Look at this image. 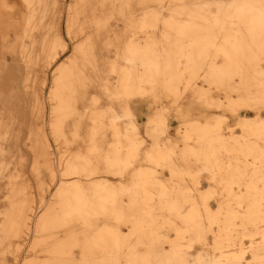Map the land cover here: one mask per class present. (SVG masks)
Masks as SVG:
<instances>
[{
  "label": "bare ground",
  "instance_id": "bare-ground-1",
  "mask_svg": "<svg viewBox=\"0 0 264 264\" xmlns=\"http://www.w3.org/2000/svg\"><path fill=\"white\" fill-rule=\"evenodd\" d=\"M0 53V264H264V0H0Z\"/></svg>",
  "mask_w": 264,
  "mask_h": 264
},
{
  "label": "rangeland",
  "instance_id": "rangeland-1",
  "mask_svg": "<svg viewBox=\"0 0 264 264\" xmlns=\"http://www.w3.org/2000/svg\"><path fill=\"white\" fill-rule=\"evenodd\" d=\"M66 3H68L70 0H65ZM59 36L61 37L62 40H64L67 43V48L65 51H61V48L58 47V55L55 59V61L48 67L50 70L51 68L54 66L55 63L60 62L61 60H65L67 56H69V53L71 52V49L73 47V45L76 43V41H78L80 39V36H76V34H72L71 36H68L66 34L65 31V24H64V19L62 18V22L59 24ZM38 34L37 30H35L33 32L34 37H36ZM8 39H12V35L8 37ZM25 42H28V38L24 39ZM8 41V40H7ZM37 47V45H36ZM114 46L112 45H108V46H104L99 48V53L104 54L108 59H113L115 57V51H114ZM7 53V52H6ZM3 54L5 53H0V61L1 58L3 56ZM19 65L21 70H24V65L22 64V62H20L19 60L15 62L14 67L13 68H17V65ZM1 65V64H0ZM1 67V66H0ZM260 67L262 69H264V60H262L260 62ZM7 68H11V62L7 65ZM5 69V67H4ZM116 76L115 75H110V81L111 82H115ZM47 83H46V89L48 90L49 88V79H50V75H47ZM198 84L202 85V88L206 89L208 86L205 82H203L202 80H198ZM45 89V88H44ZM46 90V91H47ZM211 94L213 95V97H219L221 99H223L224 96V92L223 90L219 89V88H213L211 89ZM19 96L23 99H25V103H24V108L19 107V99H17L16 97H9L7 100L2 99L3 95L0 94V108H3L4 106L9 107V111L12 114H17L19 109H24L23 112H28L27 108H28V100L27 99V95L26 93L23 91V93H21V95L19 94ZM230 96L233 98L236 96V93H230ZM42 99L44 100V96L42 94ZM20 103V102H19ZM149 104L151 107H149ZM171 106L170 100L169 98H162L161 100L157 101V102H152L150 101V99L148 98H143V99H133L131 102V106H132V111L134 113V117L133 120L136 123L137 127H138V133L139 135H143L145 141L143 144V147L146 148L149 146V144L151 143V138H149L148 136L145 135V120L147 119L148 114L152 113L153 110H156L158 108H160L161 106ZM49 107V105H48ZM207 111L204 112L205 116H201V117H197L199 114H196V112H193L192 117H197L200 120H203L204 117H210V116H217V115H221L224 117V119L226 120V126H229L232 130L233 134H238L240 133V128L237 126L236 122H237V118L239 116H250L253 112L251 110H248L247 108H243V107H239L236 110V115L231 116L229 111H227L224 108H214V109H206ZM260 115L264 116V109H261L260 111ZM183 121H181V119L177 118L175 112H167L166 113V124H167V128H166V132L161 136V139L168 137L171 140H177L179 138V132L183 130ZM226 131V130H225ZM77 144L73 143L72 146L70 147L72 150L76 147ZM28 153V151H27ZM30 155H27V163L29 165L30 162ZM142 162V160H141ZM143 163V162H142ZM29 169V166L27 168V171ZM106 176L108 179L111 180H116L117 178L109 175V174H97L95 177L98 176ZM161 176L166 178L168 176V172L167 171H162L161 172ZM208 181L206 179H201L200 184H199V188L204 189L208 186ZM212 207L216 206V202L214 201V199H212L210 201Z\"/></svg>",
  "mask_w": 264,
  "mask_h": 264
}]
</instances>
